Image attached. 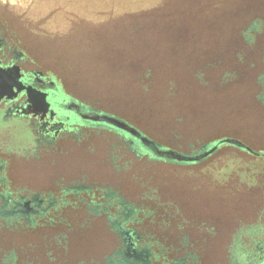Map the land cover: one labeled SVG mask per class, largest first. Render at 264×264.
Segmentation results:
<instances>
[{
	"label": "flooded vegetation",
	"instance_id": "af4514ba",
	"mask_svg": "<svg viewBox=\"0 0 264 264\" xmlns=\"http://www.w3.org/2000/svg\"><path fill=\"white\" fill-rule=\"evenodd\" d=\"M147 4L0 0V226L14 230L19 238L31 235L32 241L24 246L44 249L47 263L53 261L52 251L59 243L53 240L66 239L58 245L64 249L71 244L70 234H89L87 240L98 234L111 250V264H130L135 256L137 264H264V147L253 148L239 139L257 154L228 143L206 153L218 139L233 136L200 138V131L190 128L193 116H185L182 128H165L171 139L165 144L102 107L124 98L132 105L136 98L147 99L135 96L134 38L116 40L127 47L126 59L120 56V66L113 68L93 49L100 39L88 38L84 31L97 30L98 21H115L122 10L129 14ZM58 7L63 11H54ZM105 15L114 17L102 19ZM41 18L45 21L37 24ZM83 18L90 28L79 26ZM203 21H193L196 33L153 37L159 39L167 62L187 65L195 57L230 54L229 36L214 34L209 26L206 33L198 32ZM132 22L128 19L129 26ZM246 23L240 36L243 55L258 42L262 29L256 17ZM260 46L264 63V42ZM257 79L262 103L264 64ZM185 82L179 87H194ZM187 94L172 104L186 106L189 98L199 100ZM224 102L226 106V95ZM259 107L255 111L262 122L255 134L264 135V106ZM208 112L207 125L214 126V110ZM103 114L132 125L148 143L99 120ZM232 114L242 117L238 109ZM162 118L164 112L158 124ZM202 122L199 126H204ZM220 149L226 153L219 154ZM162 150L202 155L184 161L162 156L158 153ZM234 152H245L252 161H230L228 154ZM231 191L254 204L245 213L231 214L229 224L215 206L224 207L226 214V193ZM72 244L73 255H87L86 241ZM1 245L11 250L21 243ZM215 250L220 251L217 256Z\"/></svg>",
	"mask_w": 264,
	"mask_h": 264
},
{
	"label": "trees",
	"instance_id": "16d2710c",
	"mask_svg": "<svg viewBox=\"0 0 264 264\" xmlns=\"http://www.w3.org/2000/svg\"><path fill=\"white\" fill-rule=\"evenodd\" d=\"M133 1H145L149 4L135 7L133 12L129 14L126 10H122L121 14L113 16L116 18L115 21H113L114 19L112 21L105 20L94 27L97 30L84 31L88 38L93 35L100 39L93 49L101 54V58L106 60V63H108L107 60H110L113 68H117V65L120 66V56L122 58L126 56L127 47L125 49V47L118 46L116 40H127L130 36L134 38V63L131 67L133 70L131 74L134 80L135 96L150 97L153 95V97L165 101L161 107H166L169 113H166L167 118L160 120L163 128H182L185 116L195 118L201 109L197 100L189 98L187 110H182L185 109V105L172 104L174 99L182 94L185 95L186 92L189 93L186 97L193 96L196 98L202 92L212 91L226 93V106L223 108L229 110V113L238 109L242 116L238 120L241 122L242 129H239L240 131L232 129V131L249 139L242 130L244 129L245 132L249 133L255 132L261 127L262 121L255 110L257 107L260 108L259 106H264V102L260 103L257 95V76L264 64L260 61L259 55L263 49L260 44L264 42V0ZM253 17L258 18L262 25L261 31L257 32L260 37L258 42L247 48V53L243 55L245 47L240 36L246 32L244 30V26L248 23L246 21H250ZM128 19L133 20L130 26ZM195 19L205 20L203 24L198 26L203 29L198 31L199 33H206V27L209 26L210 32L229 36L230 41H226V51L229 50L230 54L195 57L192 62L189 60L187 65L167 62L164 57L168 58V56L160 47L159 39L153 37L164 32L168 34L196 33L197 25L193 23ZM163 21L166 23L165 26L162 25ZM79 26L85 29L91 27L87 21L80 22ZM146 35L152 38H147ZM124 58L126 59V57ZM164 70L167 73L165 76H163ZM185 81H189L194 87L191 89L179 87V84H186ZM224 103L219 102L213 105L212 109L215 116L211 119L213 124H217L216 126L225 128L226 123L219 121L226 120V115L222 116V111L219 110ZM232 136L238 140H244L235 134ZM178 145L182 146V144ZM230 195L238 197L239 193L234 191ZM141 222L143 223V220ZM21 235L23 238L17 237L14 230L0 226V264H90L99 260L105 261L108 256L110 257L111 250L109 249L94 253L87 250L86 256L73 255L75 244L72 243L79 242L85 236L87 238L89 234H70L69 241L71 244L64 249L63 246L58 245H64L63 242L66 239L53 240L59 242L58 245L56 244V248L51 250L56 257L53 256V261L47 263L44 249L25 247V244L32 241V237L26 233ZM2 242H13L17 245L21 243V246L10 250L3 248Z\"/></svg>",
	"mask_w": 264,
	"mask_h": 264
},
{
	"label": "rangeland",
	"instance_id": "374dc122",
	"mask_svg": "<svg viewBox=\"0 0 264 264\" xmlns=\"http://www.w3.org/2000/svg\"><path fill=\"white\" fill-rule=\"evenodd\" d=\"M7 1H9L10 3H14V2H17L18 0H7ZM20 1H22L23 3L26 2V4L28 3L37 4L41 2L55 3V2L62 1V0H20ZM101 1L112 2V1H118V0H101ZM122 1H125V0H122ZM111 10L112 9H109V12ZM54 11H63V10L60 7H58ZM102 11L104 15L105 9H103ZM107 11H108V8H107ZM111 17H113V15H109V16L105 15L102 19L111 18ZM44 18L46 17L44 16ZM25 20H27V18ZM44 21L45 19L43 18L38 19L37 24H41ZM81 22H86V20L83 18ZM95 24H99V21L96 22ZM225 94L226 93H216L212 91H206V92H202L198 94L196 99H199L197 101H198V106H200L201 109L199 113L195 116V121H192L190 123V128L197 129V131H200L197 134L200 136V138L202 137L203 139H208L212 137H215V138L222 137V136H225L226 134H230V135L235 134L243 138L253 148L264 147V135L257 134L258 135L257 136L255 132H250L252 138L249 137L248 139L247 137L234 133L232 129L235 131H240L239 129H242V125H241V122L238 121L239 117L235 114L229 113L227 110H226V127L225 128L223 126L221 127L216 126L217 125L216 123H214V126L212 124L211 126L207 125L208 123L207 120L210 118L209 117L210 113L208 111H210L213 108L214 104H218L219 102L224 103ZM162 105L163 103L161 102V100H159L158 97H153V95H150V97L148 96L147 99L136 98L133 105L131 104L130 101H127V99L124 98V100L122 101L114 100V102L112 103L104 102L102 107L109 111L115 112L120 116H123L130 123L139 127V129L148 132L151 136L156 137L161 142L167 144L169 141H171L170 136L167 133V131H165V128L160 127V123L158 124L156 122L159 119L160 114L164 112V115L166 117L167 115L166 113H169L167 112L166 107L165 108H163L164 106L161 107ZM185 107L188 108V105H186ZM219 110L223 111V105H221V109ZM207 112L209 114H207ZM219 121L224 122L225 119H222ZM201 122L204 126L205 125L206 126L205 127L199 126ZM195 124L198 125L197 128ZM220 125H223V124H220ZM256 133H258V131ZM184 134L190 135V132L184 133ZM254 135L255 137H253ZM218 152L219 154L226 153V149H220ZM228 155L232 156L230 157V161H236V162H251L252 161V159L248 155H245V152H234ZM231 192H234V191H231ZM231 192H229V194L226 193V214L224 213V210H225L224 207L218 206V205L215 206V212L219 210L220 215H226V222L229 224H230L229 220L232 216L231 214H239L238 212L245 213L248 209V206H250V204H254V202H252L251 199H249L248 201L247 200L245 201L244 200L245 198L241 199V198L230 195ZM90 237L91 238L88 240H87L88 237L86 238V236L84 238L80 237L82 238L80 242L86 241L87 250H89L90 253L106 250V246L104 244V241L102 240L103 238L102 235L91 234ZM219 252L220 251L215 250L214 254L217 256Z\"/></svg>",
	"mask_w": 264,
	"mask_h": 264
},
{
	"label": "water",
	"instance_id": "95a60500",
	"mask_svg": "<svg viewBox=\"0 0 264 264\" xmlns=\"http://www.w3.org/2000/svg\"><path fill=\"white\" fill-rule=\"evenodd\" d=\"M99 120H103L109 124H111L112 126L116 127V128H119L121 130H124V131H127L129 132L130 134L136 136V137H139L140 135L138 134L137 132V129L135 127H133L132 125L128 124L127 122L125 121H122L116 117H113V116H108V115H99L97 117ZM141 140L143 141V143H148V140L145 138V137H141ZM220 143H228V144H232V145H235V146H239V147H242L244 148L245 150H247L248 152H252L254 154H257V152L253 151L249 146H247L245 143H243L242 141L234 138V137H224V138H221V139H218L211 147L207 152H212ZM158 153L162 156H166V157H172V158H175L176 160H184V161H195V160H198L202 154H199V155H192V156H187V155H183V154H180V153H177V152H173L171 150H162V151H158ZM137 259H138V256H135L134 257V260L130 262V264H137ZM112 263V259L111 257H108V260L106 262V264H111Z\"/></svg>",
	"mask_w": 264,
	"mask_h": 264
}]
</instances>
